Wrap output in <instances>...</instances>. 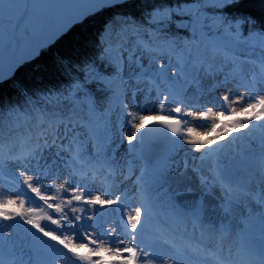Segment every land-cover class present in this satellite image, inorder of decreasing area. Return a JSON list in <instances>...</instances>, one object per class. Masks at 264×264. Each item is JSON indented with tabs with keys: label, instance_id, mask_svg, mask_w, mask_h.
Segmentation results:
<instances>
[{
	"label": "snow or ice",
	"instance_id": "obj_1",
	"mask_svg": "<svg viewBox=\"0 0 264 264\" xmlns=\"http://www.w3.org/2000/svg\"><path fill=\"white\" fill-rule=\"evenodd\" d=\"M236 2L0 0V264H264V21Z\"/></svg>",
	"mask_w": 264,
	"mask_h": 264
},
{
	"label": "trees",
	"instance_id": "obj_2",
	"mask_svg": "<svg viewBox=\"0 0 264 264\" xmlns=\"http://www.w3.org/2000/svg\"><path fill=\"white\" fill-rule=\"evenodd\" d=\"M160 2L161 0H130V4L125 10L138 17L143 9ZM177 2L178 0H167V3L173 5ZM179 2H184V0H179ZM224 13L230 17L251 16L257 21H264V0H237L235 4L225 9ZM98 26V20L77 26L50 49L45 50L32 65L20 69L16 74L15 82L19 85L31 87L38 82L37 77L42 74L34 71L36 65H40L41 69H50L54 65L57 56L75 59L78 55H82L83 51L91 52V48L84 49L83 45L92 38V34ZM78 49H80V52H77ZM15 94L16 89L12 84L0 85V99L12 98ZM237 118L242 119L243 117Z\"/></svg>",
	"mask_w": 264,
	"mask_h": 264
},
{
	"label": "rangeland",
	"instance_id": "obj_3",
	"mask_svg": "<svg viewBox=\"0 0 264 264\" xmlns=\"http://www.w3.org/2000/svg\"><path fill=\"white\" fill-rule=\"evenodd\" d=\"M237 118V117H236ZM197 123H200V122H197ZM210 123V122H208ZM198 130H201L200 128H198ZM126 147V143L124 145ZM8 191L12 192V193H15L17 191V189L13 186L11 187L10 189H8ZM26 191V190H25ZM28 196H29V201L27 203V206L25 208V210H27L28 207H35L37 209V211H39L40 209H43L45 212H48L49 210L46 208L45 205H43L41 202H39L38 198L37 197H33L31 195V193H28ZM211 203H215L214 201L211 202ZM210 211H211V205H210ZM106 259H111V258H108V257H105Z\"/></svg>",
	"mask_w": 264,
	"mask_h": 264
}]
</instances>
